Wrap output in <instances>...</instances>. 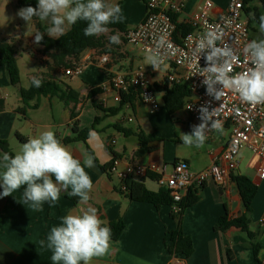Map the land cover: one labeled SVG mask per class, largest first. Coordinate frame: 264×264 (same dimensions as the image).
Here are the masks:
<instances>
[{"label": "crops", "instance_id": "0c3cea01", "mask_svg": "<svg viewBox=\"0 0 264 264\" xmlns=\"http://www.w3.org/2000/svg\"><path fill=\"white\" fill-rule=\"evenodd\" d=\"M147 1L110 0L122 9L125 31L134 29L142 22ZM178 1L182 4V12L174 15V22L180 26L185 25L190 14L206 0ZM208 1L213 4L211 17H218L231 0ZM253 8L261 15L257 7ZM19 9L13 0H0V13H8L12 18L9 22L12 33L4 28L6 22L0 24V41L12 40L17 54L20 86L28 88L33 76L52 78L77 93L78 98L65 104L57 97L42 96L37 109L25 106V115H22L18 109L24 105L18 88L9 83L5 67L0 64V140L8 143L14 155L23 144L16 134L28 140L42 131L53 130L81 161L85 154L93 155L95 167L86 169L93 180L87 204L79 201L74 204L62 192L54 206L45 203L43 211H33L29 205L23 204V186L12 195L0 198V264H54L51 260L52 251L42 247L40 241L46 240L51 228L58 226L62 217L79 214L81 209L89 206L98 210V215L108 226L118 220L124 224L118 239L111 240L110 254L93 258L91 264H170L174 259L185 264H255L252 245L246 233L235 227L225 231L214 230L221 217L226 215L228 219H236L244 214L233 181L223 187L207 182L196 189L198 200L195 203L186 207L180 216H172L170 206L156 209L150 203L130 201L119 192L121 182L107 169L114 159L119 160L121 169L127 164L168 167L181 160L188 164L190 172L198 173L222 153L228 143L229 126L223 124L221 133L210 131L204 148H189L182 144L180 132L190 133L192 126L200 122L191 120L185 114L173 120L175 114L169 115L163 102L156 112H150L138 97L126 103L114 102L112 91L103 92L99 89L112 73L150 67L146 65V55L137 47L121 41L120 37V43L112 46L111 54L84 51L76 63L83 69L81 82L68 84L66 79L70 77L65 76L63 70L49 72L43 66L46 55L43 47L34 43L33 22L22 28L16 16ZM41 24L48 26L46 22ZM102 35L110 39L112 35L121 34L116 29H109L108 33ZM258 35L249 38L252 40ZM25 53L29 60L24 58ZM103 55L108 56V62L100 66L98 58ZM29 63L34 69L27 68ZM175 71L178 70L165 63L152 78L155 95L161 101L166 75ZM22 77L26 78L27 85L21 84ZM65 86L62 85L64 90L67 88ZM129 118L132 121L129 122ZM75 127L79 130L93 127L99 139L73 141L77 136ZM138 135L146 138L144 147L147 151L141 155L137 154L141 146ZM254 159L251 156L247 162L239 160L237 174L246 176L257 187L248 217L249 230L255 233L253 242L259 246V264H264V180L257 177L259 161L251 165ZM146 181H150L153 186L148 187ZM144 185L151 191L160 188L150 178L144 179ZM176 229L191 240L193 251L189 257L171 254L167 250L169 233Z\"/></svg>", "mask_w": 264, "mask_h": 264}, {"label": "clouds", "instance_id": "9594fccd", "mask_svg": "<svg viewBox=\"0 0 264 264\" xmlns=\"http://www.w3.org/2000/svg\"><path fill=\"white\" fill-rule=\"evenodd\" d=\"M16 16L28 26L33 18L47 23L45 32L34 33V43L39 45L47 34L52 39L64 36L72 25L85 21V36H100L108 33L110 24L122 23L124 16L118 4L110 0H37L35 7L20 8ZM255 20V14H252ZM257 38L244 44L242 55L250 65L242 71H234L241 64V51L225 40L226 33L220 25H210L195 39L192 56L205 61L199 76L206 94L221 101L226 92L235 93L239 100L252 107L264 105V14L258 18ZM191 41L193 37L190 35ZM112 44H119V35L110 37ZM172 47L166 34L154 41V47L145 56L146 65L161 70L165 64L164 50ZM41 78L35 76L31 85L40 88ZM145 96V100H150ZM210 103V102H209ZM191 107V106H190ZM189 107V108H190ZM203 105L199 108L198 125L190 133L180 132V140L186 147H205L208 133L223 132V122L218 119L219 109ZM89 141L98 140L94 129L88 131ZM95 167V157L85 154L83 160L75 157L53 130H45L31 136L14 155H0V198L8 197L21 189L23 204L33 211H43V205L54 206L61 193L78 197L79 203L87 204L93 188V180L86 171ZM54 177V180H53ZM112 229L98 215L95 207L81 209L79 214H68L61 218L58 226L51 228L46 240L40 245L52 251L54 264H91L93 258L110 254Z\"/></svg>", "mask_w": 264, "mask_h": 264}, {"label": "built area", "instance_id": "2783aa9c", "mask_svg": "<svg viewBox=\"0 0 264 264\" xmlns=\"http://www.w3.org/2000/svg\"><path fill=\"white\" fill-rule=\"evenodd\" d=\"M212 8V2L204 1L186 21L185 25L191 28V32L182 35L178 25L172 19V16L182 12V4L178 0H148L142 22L125 34L126 42L137 47L145 55L154 47V41L158 36L166 34L172 47L164 50L165 63L171 64L178 70L166 75V83L169 87L183 85L189 90L190 99L182 109L185 116L193 121L201 122L198 118L201 106L207 104L211 110L222 105L217 118L230 128L228 143L222 153L213 158L207 168L198 173L190 172L188 164L181 160L174 162L169 172L167 166L159 168L154 164H127L121 169L118 159L112 161L108 172L121 182V190H124L123 182L126 180L140 181L157 175L154 181L159 187L169 191L172 199L171 212L176 216L181 211L180 202L189 189L196 190L207 182L223 187L232 181V177L237 175L239 153L242 150H248L259 161L257 177L259 180H264V105L252 107L241 102L238 96L230 91L226 92L221 101H216L206 94L205 86L201 83L203 77L196 74L200 67L205 66V61L203 58L197 61L192 56V49L195 46V39L210 25H220L226 33L225 40L241 51V64L234 66V71H242L250 66L245 63L242 55L244 44L250 41L248 20L244 19L246 15L242 0H231L218 17H211ZM190 35L193 37L191 41L188 39ZM107 62L106 55L98 58L100 66ZM82 70L81 65H76L74 68L65 70L64 75L80 76ZM158 72L151 66L147 69L141 67L128 72L117 71L112 73L99 86V89L103 92L112 91L113 101L116 103L121 102V94L135 91L142 104L150 112H156L160 104L153 89L152 78ZM145 96L151 99L145 100ZM128 121L132 119L129 118ZM170 264L185 263L174 259Z\"/></svg>", "mask_w": 264, "mask_h": 264}, {"label": "trees", "instance_id": "16d2710c", "mask_svg": "<svg viewBox=\"0 0 264 264\" xmlns=\"http://www.w3.org/2000/svg\"><path fill=\"white\" fill-rule=\"evenodd\" d=\"M18 8L33 6L37 4V0H13ZM252 2H259L264 9V0H242L243 11L247 15L251 12L249 4ZM256 20L258 21L259 14L257 9L253 10ZM174 20V16H172ZM33 27L35 32H45L46 28L41 24L37 18H33ZM85 21H78L76 24L72 25L71 28L66 32V34L59 39H52L44 35L43 41L39 44L43 47V51L46 55V59L43 62V66L50 72H55L58 69L68 70L74 68L76 63L79 60L80 55L86 50H92L96 54H111L112 53V44L109 38H106L104 35L100 36H85L84 28L86 27ZM109 29H116L121 35L119 36L121 41H125V31L122 23L110 24L108 25ZM178 28L181 30V34L185 35L191 32V28L186 25H180ZM52 61V62H51ZM0 64H3L6 70V74L9 80V83L18 88L19 96L22 100L24 107L18 109V111L25 115V106L31 109H37L39 106V99L42 96L57 97L65 104H68L69 101H76L78 98L77 93L73 90H70L67 86L62 84V82H57L56 80L50 78H41L43 84L40 88H35L29 85L28 88H22L20 86V74L17 65V54L13 47L12 40L3 39L0 41ZM62 85L67 87L65 90L62 88ZM162 88V102L163 106L168 112L169 115L173 116L175 113L181 111L184 108V105L190 99L189 90L183 85H173L168 86L167 83L163 84ZM133 97H138V93L132 91L128 94H121V102L126 103ZM32 105H30V102ZM72 118L74 117L71 114ZM90 128H84L79 130L77 127L74 128L77 136L73 141H85L88 138V131ZM17 139L21 143L27 141L26 138L16 134ZM140 141V149L138 150V155L145 153L147 150L144 147L145 137L143 135H138ZM67 143L66 140H64ZM0 150L5 153L13 155L11 149L9 148L8 143L5 140H0ZM111 165V164H110ZM110 167V166H109ZM108 169V168H107ZM103 170H106L103 167ZM157 175L151 176V179L154 180ZM54 179V177H53ZM232 181L236 185L238 194L240 196L244 214L236 219H228L227 216H223L219 219L217 224L214 226L216 231H225L230 227H235L240 229L242 232L246 233L247 238L249 239L255 264H259V259L257 257L259 246L253 241L255 239V233L249 230V214L251 212V203L254 199V196L257 191V187L253 184L246 176L235 175L232 177ZM124 190H119L121 194H124L130 201L135 202H145L152 204L156 209H159L161 206H171L172 199L168 190L160 187L157 191H151L146 188L144 185V180L135 181V180H126L123 182ZM67 196V194H66ZM68 197V196H67ZM74 204H77L79 201L78 197H68ZM198 200L196 190L189 189L186 195L182 198L180 202L181 211L178 216L181 215L183 210L195 203ZM172 216H176L171 212ZM112 229V239L116 240L120 236L124 224L121 220L112 222L109 224ZM167 250L171 254H181L185 257H189L192 254L193 248L191 240L188 237L182 236L179 229L171 231L169 233V244L167 245Z\"/></svg>", "mask_w": 264, "mask_h": 264}, {"label": "rangeland", "instance_id": "374dc122", "mask_svg": "<svg viewBox=\"0 0 264 264\" xmlns=\"http://www.w3.org/2000/svg\"><path fill=\"white\" fill-rule=\"evenodd\" d=\"M249 7L251 8V12L249 14H247L244 17V19L249 20V23H248V31H249V36L252 37V36H255V35L259 34V31H258V22L256 21V19L254 20L252 18V14H254V12H253L254 8L253 7H257L260 14H264V9H262L261 5L258 2H252V3H250L249 4ZM10 20L12 21V18H11V16L8 13L7 14L0 13V24L1 23L4 24V22H6L7 23V26L5 24L4 28L6 29V31H10V33H12V29H11L10 24H9ZM25 23L26 22L24 20H22L21 18H19V24H20V26L22 28H25V26H26ZM15 29H17V28L15 27ZM23 56H24V58H26L27 60H29L28 57L26 56V53ZM29 64H27V68H29L30 70L31 69H34L32 67V65L31 64L29 65ZM66 82L68 84H70L71 82H73V83H80L81 82V76H73V77L67 78L66 79ZM26 83H28L27 80H26V78L25 77H22V83L21 84L24 86V85H27ZM156 97H157L158 103L161 104L162 101H161L160 97L158 95ZM182 114L184 115V112L182 110L179 111V112H177V113H175V115L173 117L174 118L173 120L178 119V117H180ZM174 127H176L175 124H174ZM251 156H252L251 153L248 150L245 149L239 155V158H240L239 160H242L244 162H247V160L250 159ZM257 161H258L257 159H254L251 162V165L254 166L257 163ZM170 169H171V166H168L167 167V171L169 172ZM146 182H147V186L148 187L153 186V184L150 181H146ZM150 184H152V185H150Z\"/></svg>", "mask_w": 264, "mask_h": 264}, {"label": "water", "instance_id": "95a60500", "mask_svg": "<svg viewBox=\"0 0 264 264\" xmlns=\"http://www.w3.org/2000/svg\"><path fill=\"white\" fill-rule=\"evenodd\" d=\"M52 62V61H51Z\"/></svg>", "mask_w": 264, "mask_h": 264}]
</instances>
